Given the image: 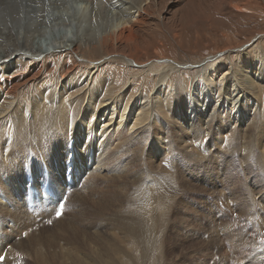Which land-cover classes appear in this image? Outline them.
Segmentation results:
<instances>
[{"label":"bare ground","instance_id":"obj_1","mask_svg":"<svg viewBox=\"0 0 264 264\" xmlns=\"http://www.w3.org/2000/svg\"><path fill=\"white\" fill-rule=\"evenodd\" d=\"M60 5L0 0V264H149L180 156L223 172L218 159L240 153L264 219V0H78L59 35ZM110 176L137 181L103 190L123 248L76 227Z\"/></svg>","mask_w":264,"mask_h":264},{"label":"rangeland","instance_id":"obj_2","mask_svg":"<svg viewBox=\"0 0 264 264\" xmlns=\"http://www.w3.org/2000/svg\"><path fill=\"white\" fill-rule=\"evenodd\" d=\"M59 2L62 5L58 6L53 13L54 17L58 19V23L61 27L55 31L59 32L58 34L60 35L61 33L63 34V30L65 33L67 26L71 24L73 15H75L78 10L76 5L78 0H59ZM66 2H68L66 5L67 8L65 6ZM66 35L67 38L72 37V33L70 35L69 32H66ZM13 69L14 68L11 69V67L7 68L5 73H9ZM181 78L183 81L186 77L183 78L182 76ZM250 130L252 131L254 129L251 128ZM257 144L261 145L260 139L258 138L257 143L256 141L254 142V146ZM241 156L240 153L234 152V149H230L225 160L224 157L218 159V162L221 163L219 166L221 168L219 169L223 170L225 168L223 172H218V169H216V171L214 170L213 166H216L215 161L212 163L213 166H206V162L204 163L203 161L193 162L194 159L187 160L183 156L178 157L175 163L176 170L174 172V181H178V183L175 182L174 186L170 184L169 187L163 184L164 189H167L165 192H167L168 195L170 194L169 196L173 201L175 200L168 212L169 218L167 222L169 225H165L164 230H162L160 226L156 229L154 233L155 242L152 247L153 252H149L147 256L150 262L149 264H259L261 260H264V224H261L264 223V219L260 218V214H255L258 208H254L250 199V194L254 195V192H252L254 190L250 187L249 182H247L249 177H251L249 176L251 175V170L246 166V163L243 161L245 159L241 158ZM115 162L116 160H114V164L116 165ZM91 163L92 160L88 162V164ZM246 169L249 172L244 171ZM213 170L215 172H213ZM217 173L220 175L218 176ZM256 173L257 175L260 174L259 170L256 171ZM136 184V180H121L114 176L102 179V182L96 189L87 192L88 199L83 204L82 208L84 214L78 216L77 211L74 215L70 210L66 216L65 222L73 221L77 215L76 219L78 221L76 222V227H78L79 230L100 232L104 236L109 238L112 237V240L123 248V245L131 243L129 238L126 237V227L119 223L109 222L106 219L108 215L115 213L114 210H111L112 208H117L116 206L113 207V205H116L118 201L114 200L112 204L107 200L108 195L105 196L103 194V190L107 189L121 194L125 190H132V187ZM80 185L81 183L79 187ZM212 189L214 190L212 191ZM221 192L225 193L224 197H222L223 195L220 196ZM228 192L230 194H235L230 196ZM226 196L229 198L225 199ZM219 197L222 198L219 200ZM232 199H237V203ZM96 201H101L104 204L108 203V209L103 213L102 211L98 212L99 210L96 209L94 203ZM236 205H239V208L236 207ZM170 220L173 221L170 222ZM210 223L213 226L210 225ZM219 224L224 226V229L228 231L225 232L223 227ZM218 226H220L221 229ZM209 228L211 230H209ZM103 232L109 234L107 235ZM209 232L210 235L208 236ZM212 239L215 240L213 241ZM252 249H256L252 254L258 253L260 257L262 256L261 260L251 262L249 255L253 251ZM26 259L25 262L29 260Z\"/></svg>","mask_w":264,"mask_h":264},{"label":"snow or ice","instance_id":"obj_3","mask_svg":"<svg viewBox=\"0 0 264 264\" xmlns=\"http://www.w3.org/2000/svg\"><path fill=\"white\" fill-rule=\"evenodd\" d=\"M58 215H59V213H58ZM3 259V257H0V260H2Z\"/></svg>","mask_w":264,"mask_h":264}]
</instances>
